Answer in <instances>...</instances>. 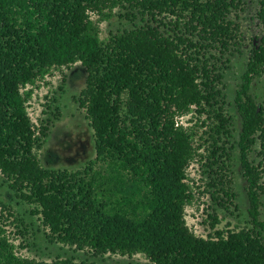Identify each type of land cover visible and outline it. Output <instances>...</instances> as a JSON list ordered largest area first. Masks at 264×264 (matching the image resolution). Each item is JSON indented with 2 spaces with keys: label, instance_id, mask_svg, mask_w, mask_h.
<instances>
[{
  "label": "trees",
  "instance_id": "obj_1",
  "mask_svg": "<svg viewBox=\"0 0 264 264\" xmlns=\"http://www.w3.org/2000/svg\"><path fill=\"white\" fill-rule=\"evenodd\" d=\"M256 1L261 33L235 90L234 140L224 69L241 39L236 11L246 0H0V175L47 242L84 255L17 253L6 221L13 217L20 243L28 223L0 202V264H97L110 253L141 254L150 264H264V97L250 92L264 76V0ZM113 15L125 25L101 38L97 22ZM76 63L85 84L75 100L94 156L52 168L38 156L51 120L35 124L27 103L38 80ZM235 148L251 225L217 228L208 205L209 231L199 236L184 219L197 199L187 168L198 163L208 178L199 179L202 193L228 209Z\"/></svg>",
  "mask_w": 264,
  "mask_h": 264
},
{
  "label": "rangeland",
  "instance_id": "obj_2",
  "mask_svg": "<svg viewBox=\"0 0 264 264\" xmlns=\"http://www.w3.org/2000/svg\"><path fill=\"white\" fill-rule=\"evenodd\" d=\"M242 10H237V21L241 39L236 45L234 54L228 63V68L224 69V83L226 94V110L231 116L233 123V139H237L240 129V118L234 107L235 90L241 82V76L246 69L247 60L250 56L252 43L260 35L261 26L256 18L258 9L256 0H246ZM93 20L97 16L91 14ZM122 21L116 15L108 20L98 21L100 37L107 36L109 31L122 27ZM37 86L32 87L31 98L27 103V110L31 120L38 124L40 118H49V130L45 142L38 150V156L43 165L52 168L67 167L76 168L94 156L92 130L84 116L83 111L78 107L75 96L80 92L85 84V72L78 63L71 68L53 69L44 79L36 82ZM251 94L259 100L264 97V76L255 77L250 88ZM53 115H52V113ZM181 120H185L182 118ZM254 153H252V156ZM229 163V175L232 177L233 191L235 197L234 204L228 209L217 206L212 201L209 194L202 193L204 182L200 178L207 180L203 174V168L198 163L192 162L187 168L188 181L196 192L197 199L194 203L185 206L184 219L188 228L199 236H206L209 231L207 213L208 205L215 208L219 218L217 228H238L250 226V215L248 212V198L246 194V182L241 174L239 151L237 148L231 149ZM200 186V187H199ZM259 206V218L264 221V195H261ZM0 202H4L11 208L18 217H22L28 223V233L26 240L20 243L13 225V217L8 216L6 229L10 238L16 246L17 253L22 256L51 259L57 254H74L78 258L83 257L82 251H74L66 245L53 244L47 242L44 230L40 221L35 215L30 214L29 205L19 201L9 191L0 175ZM207 209V210H206ZM22 244V245H21ZM103 260L96 259L97 264H150L148 259L141 255L122 256L119 254H106Z\"/></svg>",
  "mask_w": 264,
  "mask_h": 264
}]
</instances>
